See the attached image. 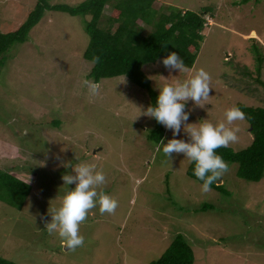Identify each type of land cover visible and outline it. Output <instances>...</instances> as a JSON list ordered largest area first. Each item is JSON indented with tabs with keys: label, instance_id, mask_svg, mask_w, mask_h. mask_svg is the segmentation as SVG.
Here are the masks:
<instances>
[{
	"label": "rangeland",
	"instance_id": "obj_1",
	"mask_svg": "<svg viewBox=\"0 0 264 264\" xmlns=\"http://www.w3.org/2000/svg\"><path fill=\"white\" fill-rule=\"evenodd\" d=\"M35 4L0 0V33L16 31ZM203 7L213 9V16L205 17V39L193 68L170 73L160 58L142 71L157 95L165 84L200 68L208 71L211 98L203 108L188 102L187 123L216 124L237 104L264 107V0H155L152 10L198 13ZM110 13L106 6L104 14ZM90 20L46 11L26 41L0 59V169L32 186L21 210L7 205L0 192V258L12 264H152L182 236L194 264H264V177L258 183L237 179L230 165L222 178L228 194L203 193L186 175L190 161L183 154L170 161L162 146L157 150L148 140L154 121L140 115L150 106L145 90L126 77L121 83L120 76L100 80V96L90 98L83 84L94 81L92 63L83 59ZM104 24L105 17L99 25ZM234 126L239 139L228 147L240 151L252 142L250 126L245 119ZM172 138L164 127V143ZM175 138L188 140L183 130ZM78 163L104 171L107 184L100 190L117 199L118 207L111 215L93 209L80 226L84 246L71 251L58 234L49 235L40 217L50 222L48 211L59 208L75 187L64 185L62 176Z\"/></svg>",
	"mask_w": 264,
	"mask_h": 264
},
{
	"label": "trees",
	"instance_id": "obj_2",
	"mask_svg": "<svg viewBox=\"0 0 264 264\" xmlns=\"http://www.w3.org/2000/svg\"><path fill=\"white\" fill-rule=\"evenodd\" d=\"M154 1L88 0L77 6H68L51 5L49 0H36L34 10L16 31L0 33V59H3V55L14 44L26 41L30 30L39 23L46 11L66 13L70 16H90L91 20L85 24L89 44L83 53V59L92 63L89 76L95 82L125 76L129 82L145 90L150 105L155 106L158 95L152 90L149 78L143 73V66L156 63L169 52H177L191 70L205 39V17L208 14L213 16V9L203 7L198 13L177 9L164 14L152 10ZM106 6L111 8L109 16L104 14ZM104 17L105 24L100 27L99 23ZM255 50L258 53L257 47ZM94 57H99V62L94 63ZM258 61L262 62L261 57ZM260 68L261 66L258 67V75ZM236 106L245 113L252 142L240 151L221 147L217 149V154L222 156L229 166H236L237 179L258 183L264 177V107L251 108L240 104ZM153 121L154 127L147 137L152 143L158 144L163 139L164 126L155 119ZM10 152V156H13L15 148ZM2 153L7 154L4 151ZM194 167V163L190 162L186 175L202 185V181L194 175ZM222 178V184L213 183L211 189L227 195L228 191ZM31 189L32 186L27 181L0 169V192L6 196L4 202L10 207L21 210ZM194 260L190 245L182 236H177L152 264H194ZM0 264L12 263L0 258Z\"/></svg>",
	"mask_w": 264,
	"mask_h": 264
},
{
	"label": "clouds",
	"instance_id": "obj_3",
	"mask_svg": "<svg viewBox=\"0 0 264 264\" xmlns=\"http://www.w3.org/2000/svg\"><path fill=\"white\" fill-rule=\"evenodd\" d=\"M99 59L94 57L93 62H99ZM161 63L170 73L190 71L177 52H169ZM123 82L125 76L121 83ZM83 84L87 87L90 98L100 96V83L85 79ZM212 89V76L200 68L188 79L165 84L159 88L155 106H148L140 114L155 119L167 130H171L173 138L168 139L167 143L159 141L157 150L162 146L163 154L170 161L174 155L183 154L194 163V175L202 181L203 193L210 192L211 185L221 181L229 171L228 163L217 154V149L238 142L240 128L234 125L246 118L239 107L232 106L225 111V118L219 123L213 124L208 119H204L202 123L200 121L187 123L191 112V109L186 110L188 102L191 101L194 106L203 108L211 98ZM182 130L188 136L187 141L175 138ZM62 180L64 185L74 184L75 187L65 193L59 208L48 211L50 222L45 216H41L40 219L49 235L58 234L66 247L75 251L84 246L85 238L80 233V226L86 221L89 213L98 206L101 215L114 214L118 201L100 190L107 184V177L95 164L78 163L72 167L71 173L62 176Z\"/></svg>",
	"mask_w": 264,
	"mask_h": 264
},
{
	"label": "water",
	"instance_id": "obj_4",
	"mask_svg": "<svg viewBox=\"0 0 264 264\" xmlns=\"http://www.w3.org/2000/svg\"><path fill=\"white\" fill-rule=\"evenodd\" d=\"M220 183H221V181L219 180V181H218V184H220Z\"/></svg>",
	"mask_w": 264,
	"mask_h": 264
}]
</instances>
